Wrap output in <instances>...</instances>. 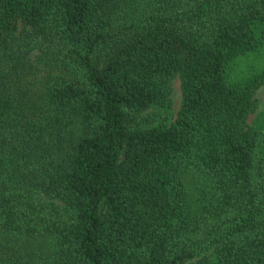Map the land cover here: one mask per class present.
Listing matches in <instances>:
<instances>
[{"label":"trees","instance_id":"trees-1","mask_svg":"<svg viewBox=\"0 0 264 264\" xmlns=\"http://www.w3.org/2000/svg\"><path fill=\"white\" fill-rule=\"evenodd\" d=\"M263 84L264 0H0V264H264Z\"/></svg>","mask_w":264,"mask_h":264},{"label":"rangeland","instance_id":"rangeland-1","mask_svg":"<svg viewBox=\"0 0 264 264\" xmlns=\"http://www.w3.org/2000/svg\"><path fill=\"white\" fill-rule=\"evenodd\" d=\"M257 100V107L254 113L249 115L248 121L249 123L261 112H264V84L261 85L255 94ZM181 92H180V80L176 76L172 80V109L170 113L171 120L174 118L180 104Z\"/></svg>","mask_w":264,"mask_h":264}]
</instances>
